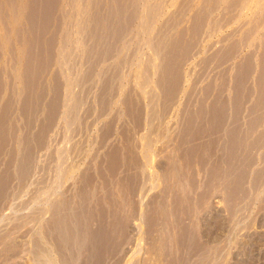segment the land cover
<instances>
[{"label": "rangeland", "instance_id": "374dc122", "mask_svg": "<svg viewBox=\"0 0 264 264\" xmlns=\"http://www.w3.org/2000/svg\"><path fill=\"white\" fill-rule=\"evenodd\" d=\"M28 1L16 0L17 7L14 8L16 5L11 0H7V3L5 0L0 1L3 3L0 4V72L5 76H1L0 82L4 81L1 90L5 94L4 96L1 92L0 109L9 102L7 93L10 94L13 90L19 93L27 87L22 77L26 68L24 62L28 52H34L30 43H35L29 39L26 31L28 35L23 33L26 30L25 18L31 16V1ZM58 1L60 8L57 6V11L61 12L55 13V18L59 19L54 21L55 26L62 22L60 29L59 26L57 28L56 34L58 31L59 34L54 46L58 54H53V64L44 73H40L44 77L43 82L48 87L51 85L52 89L54 78L59 75L62 112L60 111L58 120L50 129L42 128L47 132L48 141L44 146L35 147L38 155L37 167L33 172L35 175L20 188L16 187L17 180H13L14 185L11 184L10 191H14V195L10 194L0 205V251L6 250L8 254L5 259V254H2L4 251L0 253V264H65L59 254L60 248H57L51 237L53 235L47 233L52 224L61 222L67 216L61 211L60 214L58 210L55 213L57 205L70 203L73 207L80 208L82 204L76 199L80 190L91 195L88 203L91 204H87L88 209L92 206L91 213L87 210L91 217L94 216L91 227L96 228H90V231L98 233L103 226V239L105 242L108 240L106 244L109 247L105 244L108 251H102V258L104 253L105 259L99 264H264V179L262 187H253L258 173L262 175L264 172V122L256 126L253 134L246 136V140L243 137L242 154L245 155L246 151L249 157L253 156L250 157V163H238L239 168L234 163L228 166L225 162L230 153L226 155L227 150L224 148L231 139L229 137L226 142L224 139L227 136L222 130L228 122H224L220 128L215 127L217 130L212 125L208 127V123H203L205 116L221 109L226 114L229 113L227 116L230 119L226 126L229 132H245L249 122L247 113L250 114L255 105L258 108L260 101L264 99V96H260L264 94V0H124L127 7L120 3L121 7L115 6L118 0H102L101 3L106 6L105 11L109 10L111 6L108 4L113 1L112 6L116 8L113 12L117 10L119 13H112L116 18L114 21L113 16L106 12L112 21L116 22L117 17L125 12L127 15L125 13L119 18L120 21L118 19L117 22L120 23H112L117 37L113 40L115 44L109 48L107 58L100 60L101 62L97 55L85 53L92 44L89 39L97 37L98 34L95 33H99L95 26L97 23L94 24L95 27L90 24L97 11L95 9L93 13L91 9L94 0H74V4L72 0H57V3ZM8 2L11 6L7 8ZM133 2L134 5L137 3L135 8L131 6ZM117 7L126 9L120 13L121 10ZM131 9L135 20L133 17V21H128L126 19L132 18ZM64 11L68 14H64ZM4 18L7 22H4ZM23 26L25 29L21 30ZM92 26L93 32H90ZM18 32L23 33L19 35L21 39H18ZM163 37L169 45L164 43ZM170 38L173 42L180 41L178 45L174 44L182 55L180 61V57H175L179 66L175 62L174 66L178 67L173 69V62L170 63L171 70L163 63L165 57L160 53L165 52L164 49L169 46V49L175 46ZM26 39L31 40L29 46L23 43L28 42ZM65 40L67 42L63 46ZM37 44L39 46V43L34 46ZM169 49L168 54L179 56L178 50L177 53L174 49L173 52ZM164 66H167V70ZM247 69L251 71L248 72ZM165 70H169V74ZM175 71L180 76L177 84L176 78L174 79ZM240 72L246 73L242 84L238 79ZM85 73L91 77L87 79L89 76L86 77ZM105 81L109 83V87H115L111 89L115 91H102ZM233 86L245 91L246 97L242 96L245 101L241 99L246 112L240 101L237 104L239 97L234 99L237 95ZM171 89L177 90L170 100L172 102H166V95ZM19 95L23 97V94ZM20 96L14 101L18 110L23 99ZM45 99L42 110L46 112L47 103L52 100L51 90ZM127 101L133 103L134 109L131 105V112L127 108ZM75 103L80 104V108H73ZM104 103H107L105 106L108 108L103 107L106 110L102 108ZM238 105L241 115L237 119L239 121H233L231 112ZM261 111L254 115L256 118L262 115L261 120L264 121V110ZM17 113L14 112L12 119V112L10 118L13 130L17 131L15 139L25 134L28 124L27 120L17 118L20 117ZM197 117L203 118L201 123ZM249 117H253V114ZM40 128L41 120L36 122L34 131H40ZM252 137L256 139H252L255 144L249 142ZM16 143L15 146L18 145ZM225 143L227 144L224 145ZM220 147L224 149L220 150L221 153L218 149ZM223 157L226 158L223 159L224 163ZM5 158V155L0 157V170ZM253 159L255 163L251 164ZM237 169L240 170L239 173ZM240 172H245L246 180H250L243 185H246V196H239L237 192L231 193L232 198L227 187L233 185ZM81 181L85 185L83 188H80ZM227 202H234L235 209L229 203L232 208L229 210ZM39 242L43 249L36 245ZM109 243L112 246L119 244L120 248H111ZM78 250L76 248L83 258L80 256L72 264H87L84 258L88 249L80 247Z\"/></svg>", "mask_w": 264, "mask_h": 264}, {"label": "bare ground", "instance_id": "6f19581e", "mask_svg": "<svg viewBox=\"0 0 264 264\" xmlns=\"http://www.w3.org/2000/svg\"><path fill=\"white\" fill-rule=\"evenodd\" d=\"M1 1V0H0ZM6 1V3H7V0H5ZM14 3H13V2ZM21 1V0H20ZM28 1V0H27ZM31 1V3H29L30 4V9L29 10H31V12H32V14H31V12L29 11V10H27L28 12H30L29 14L31 15L29 18H25V20H26V23L24 22V20H22L23 21V23H25V25H26V30H23V29H25L24 28V26L23 27H21V30H23V33H25L26 34V32L29 34H26V35H28L29 36V39H31L33 42H35V43H30L31 42V40H27L28 42H23V43H30L31 44V46L33 45V47L34 48H31V49H34V52H28V55L26 56V61L24 62V63H26V65H25V72L23 73V75H22V77H23V81H24V84L26 83L27 84V87H25V88H23L22 89V92L20 91L19 93H21V95L23 96V97H21L20 95H19V93H17L18 91H16V93L21 97V98H23V99H21L22 100V104H19L18 105V107L20 106V108H19V110L17 109V108H15L16 107V105L17 104H15L14 105V101H15V99H16V97H19L18 95H16V93L15 92H11L10 94H12V93H15V95H16V97H15V95L14 94H12V97H10L11 95L9 94V93H7V95H6V97L8 96V99H9V102H8V104L7 105H5V107H3L2 108V106H1V109H0V157L1 156H4L5 155V161H4V163L2 164L3 165V167L1 168V170H0V205L3 203V201L5 200V199H7L8 197H10V194H12V196L14 195L13 194V192L11 193V186L12 185H14V183L12 182L13 180H17V186L16 187H18V188H20V187H22L23 185H25V183L27 182V180H29L30 181V177H32V175L34 174L33 172H34V170L36 169L35 167H37L36 166V159H37V157H36V149H35V147H38V146H44L45 144H46V142L48 141V140H46V139H48L47 138V132H45V130L44 129H42V128H44V127H48V129H50L53 125H54V123L58 120V117H59V114H60V109H61V107H62V105H61V102L63 101H61V92H62V87H61V82L59 81V78H58V76H56L55 78H54V85H53V89L51 88V85L48 87V85L47 84H45L44 82H43V78L44 77H42V74L40 73V72H42V73H44L53 63H52V57H54L53 56V54H55V49H54V46H55V39H56V36L59 34V31H58V34H56L57 33V28H58V26L60 25L61 26V23L60 24H58V26H57V24H56V26L54 25L55 24V22L54 21H57L56 19L58 18L59 19V17H57V15H56V17L57 18H55V13H60L59 11H57V10H59V6L57 5V4H59V1H58V3H57V0H30ZM73 1L74 0H72V3H73ZM76 1V0H75ZM88 1V0H87ZM90 1V0H89ZM93 1V0H92ZM106 1V0H105ZM115 2L117 1V0H114ZM16 0L14 1V0H11V3L13 4V5H16ZM29 2V1H28ZM62 2V1H61ZM69 2H71V1H69ZM94 2H95V5L96 6H94ZM102 2V0L100 1V0H94L93 1V7L91 8L92 9V11H93V13L95 12V16H94V20H95V22H94V20L93 21H91V23L90 24H93V26H94V24L95 23H97V24H95V26L96 27H98L97 29H99V30H97V31H99V33L98 32H96L95 34H98L97 35V37H93V39H92V37L90 36V35H88L89 37H91L89 40L91 41L90 43H92V44H90V46L87 48V52L85 51V53H86V55H88V54H92V55H97L98 57V59H99V61L101 60V61H103L105 58H107V56H108V51L110 50L109 48H110V46H112V45H114L115 44V42H113V40L117 37V35H116V32H114L115 31V29H114V27L113 26H115V25H113L114 23L116 24V22L118 21V19L119 18H122L123 17V15L126 13H124L123 15H121V17L119 16V17H117L118 19L116 20V22H114L115 21V15L113 16V14L112 13H114V14H116V12L118 13V11L116 10V11H114L113 12V10H115L116 8H115V6H120V4H121V6H122V4H124L125 5V1L123 0V2L120 0V2H119V0L116 2L117 4H115V6L113 7L112 6V3H113V1H112V3L111 2H109V3H111V4H108V6L110 5L111 7H112V9H110L111 7H109V10H106L105 11V5H103V3H101ZM137 2H139V1H137ZM9 3L10 2H8V5H6L7 6V8H8V6H11V5H9ZM10 3V4H11ZM20 3V2H19ZM91 3V2H90ZM118 3H120V4H118ZM1 4V3H0ZM18 4V3H17ZM61 4V3H60ZM74 4V3H73ZM128 4V3H127ZM140 4V3H139ZM138 4V5H139ZM1 5H3V3L1 4ZM26 5V4H25ZM86 5V4H85ZM130 5V4H129ZM134 6L133 8H135V6H137V3H135V5H134V2H133V4L131 3V6ZM24 6V5H23ZM57 6L59 7L58 9H57ZM87 6V5H86ZM120 6V7H121ZM1 7V6H0ZM14 7H17V5L16 6H13V8ZM27 7V6H26ZM94 7H96V8H94ZM123 7H127V5H125V6H123ZM123 7H122V9H119L118 7V9L119 10H121V12L120 13H123V11L126 9V8H124V10H123ZM3 8V7H2ZM23 8H25V6L23 7ZM61 8H62V5H61ZM69 8V7H68ZM74 8V7H73ZM94 8V9H93ZM108 8V7H107ZM115 8V9H114ZM130 8V7H129ZM132 8V9H133ZM26 9V8H25ZM89 9V8H88ZM96 9V10H95ZM130 10L131 12L133 11V10H135V9H133V10ZM139 9V8H138ZM3 10H5V9H3ZM10 10V9H9ZM17 10H20V9H17ZM23 10V9H22ZM61 10V9H60ZM95 10V11H94ZM123 10V11H122ZM127 10H129V9H127ZM0 11H2L1 9H0ZM12 11H13V9H12ZM11 11V12H12ZM67 11H68V9H67ZM91 11V10H90ZM91 11V12H92ZM102 11H105V13H103ZM22 12V11H21ZM20 12V13H21ZM66 11H64V14H66L65 13ZM106 12H109V15H112L113 16V18H114V21H112L111 20V17H108V13H106ZM134 12V11H133ZM133 12H132V14H131V17L132 18H128V19H126V20H128V21H130V19L132 20L133 19V15H135V14H133ZM137 12V11H136ZM6 13H7V11H6ZM5 13V14H6ZM13 13V12H12ZM16 13V12H15ZM23 13V12H22ZM87 13H88V11H87ZM86 13V14H87ZM4 14V13H3ZM10 13L8 12V15H9ZM63 14V15H64ZM68 14V13H67ZM104 14V15H103ZM119 14V13H118ZM117 14V15H118ZM14 15V14H13ZM17 14H15V16H16ZM63 15L60 17L61 19H62V17H63ZM94 15V14H93ZM116 15V16H117ZM125 15H127V13L125 14ZM23 16H24V14H23ZM59 16V15H58ZM104 16H107L108 18H105ZM129 16V15H128ZM136 16H138V15H136ZM84 17V16H83ZM88 17V16H87ZM92 17V16H91ZM9 18V16L7 17V19ZM104 18H105V21H104ZM126 18H127V16H126ZM136 18H138V17H136ZM5 19V21L4 22H7L6 20V18H4ZM3 19V20H4ZM88 20H90V18H87ZM92 19H93V17H92ZM124 19H125V17H124ZM122 20V19H121ZM133 20H135V17H134V19ZM132 20V21H133ZM62 21V20H61ZM86 21V20H85ZM85 21H83V22H85ZM119 21H120V19H119ZM123 22H124V20H122ZM128 21H126V22H128ZM131 21V22H132ZM19 22H20V20H19ZM59 22V21H58ZM93 22V23H92ZM114 22V23H113ZM130 22V23H131ZM22 23V22H21ZM20 23V25H22ZM113 23V24H112ZM117 23H120V22H117ZM122 23V22H121ZM82 24V23H81ZM85 24H87V22L85 23ZM84 24V25H85ZM88 24H89V22H88ZM90 24H89V26H90ZM123 24V23H122ZM127 24V23H126ZM170 24V23H169ZM169 24H168V26H169ZM174 24V23H173ZM6 25H7V23H6ZM10 25V24H9ZM24 25V24H23ZM98 25V26H97ZM166 25H167V23H166ZM171 25H172V22H171ZM19 26V25H18ZM17 26V27H18ZM60 26H59V29H60ZM89 26H87V27H89ZM93 26L92 27H90V29H92V31L91 30H89V29H87V31L89 30L90 32H93ZM94 26V27H95ZM173 26V25H172ZM171 26V27H172ZM85 27V26H84ZM83 27V28H84ZM170 27V26H169ZM169 27H168V30H169ZM15 28V27H14ZM116 28V27H115ZM163 28V31H164V26L162 27ZM171 29V28H170ZM8 30V29H7ZM10 30H11V27H10ZM9 30V31H10ZM20 30V29H19ZM56 30V31H55ZM94 30H96L95 28H94ZM26 31V32H25ZM166 31H167V27H166ZM61 32V31H60ZM89 32V33H90ZM10 33V32H9ZM17 33V32H16ZM19 33V32H18ZM22 32H20L19 34H17V36H18V39H21L22 37L21 36H19L20 34H21ZM22 33V34H23ZM82 33V32H81ZM87 33V32H86ZM89 33H87V34H89ZM166 33L167 32H165V36H167L166 35ZM181 33V32H180ZM50 34V35H49ZM84 34H85V32H84ZM184 34V33H183ZM10 35V34H9ZM160 35H162L161 33H160ZM163 35H164V32H163ZM177 35V34H176ZM61 36V35H60ZM88 36H86V37H88ZM164 36V37H165ZM181 36V35H180ZM19 37H21V38H19ZM69 37V36H68ZM84 37V36H83ZM164 37H163V41L164 40H166V39H164ZM173 37H175V36H173ZM27 38V37H26ZM64 38V37H63ZM70 38V37H69ZM167 39L169 38L168 36L166 37ZM171 38H172V36H171ZM170 38V39H171ZM17 39V40H18ZM85 39V38H84ZM177 39V38H176ZM180 38H178V40H179ZM184 39V38H183ZM25 40V39H24ZM61 40L63 41V39H62V37H61ZM61 40H60V42H61ZM66 40H67V38H66ZM65 40V42H64V44H62L63 46L65 45V43L68 41H66ZM71 40V39H70ZM70 40H69V42H70ZM89 40H87V41H89ZM116 40V39H115ZM114 40V41H115ZM172 40V42L171 41H169V42H171V43H173V45H175L174 47L175 48H177L176 47V44H174V42L175 43H177V45L179 44V42L180 41H178V42H176V41H174L173 42V39H171ZM175 40V39H174ZM181 40V39H180ZM57 41H58V39H57ZM84 41V40H83ZM18 42H20V41H18ZM165 42H167V41H164V43ZM36 43H39V46H38V44H37V46H34V45H36ZM114 43V44H113ZM162 43V42H161ZM30 44H28L27 46H29ZM166 44V43H165ZM165 44L163 45L164 46V48H166L165 47ZM167 44L169 45V43L167 42ZM60 45H61V43H60ZM170 45H172V44H170ZM172 45V46H173ZM57 46V45H56ZM181 46V45H180ZM237 46V45H236ZM37 49H36V48ZM65 47H67V46H65ZM172 48L171 47V49H169L170 48V46L168 47V48H166V49H164L165 50V52L163 51V47L161 48L162 49V51L163 52H160L161 54H162V57L164 58H162L161 57V54H160V57L164 60V64L165 65H167L169 68H170V66L172 65H170V63H172L173 62V69H174V67L176 68V67H178L179 65H178V61L177 62H175L177 59H175V57L177 58V57H180L179 58V61H180V59L182 58L181 56L182 55H180V51L178 50V48H177V50H178V52H179V56L178 55H174V54H176V53H174L173 55L174 56H172V54H168V50L167 49H169V50H172L171 52H173V49L175 50V48ZM179 47V46H178ZM235 47V46H234ZM27 48V47H26ZM29 48V47H28ZM64 48V47H63ZM62 48V49H63ZM233 48V47H232ZM237 48V47H236ZM30 49V48H29ZM61 49V50H62ZM160 49V50H161ZM167 50V51H166ZM177 50H175L174 52H177ZM236 50V49H235ZM14 51V50H13ZM33 51V50H32ZM232 51V50H231ZM264 51V50H263ZM0 52H1V50H0ZM24 52H26V51H24ZM59 52V51H58ZM170 52V51H169ZM177 52V53H178ZM12 54H14L13 52H11ZM232 53V52H231ZM230 53V54H231ZM264 53V52H263ZM27 54V53H26ZM36 54V55H35ZM56 54H58L57 52H56ZM165 54V55H164ZM168 54V55H167ZM107 55V56H106ZM263 55V54H262ZM0 56H1V54H0ZM11 56H13V55H11ZM14 56H15V54H14ZM25 57V56H24ZM56 57V56H55ZM263 59V58H262ZM53 60H54V58H53ZM249 60V59H248ZM97 61V60H96ZM100 61V62H101ZM99 62V63H100ZM174 62L176 63V65H178V66H174ZM163 64V65H164ZM243 64V63H242ZM246 64V63H245ZM255 64V63H254ZM170 65V66H169ZM241 65V64H240ZM167 66H164L165 67V69L167 68ZM245 67H246V65H244ZM244 66H243V68H244ZM250 66V65H249ZM253 66V65H252ZM92 67V66H91ZM248 67V66H247ZM251 67V66H250ZM0 68H1V66H0ZM4 68V67H3ZM168 68V69H169ZM46 69V70H45ZM92 69V68H91ZM245 69V68H244ZM1 70V69H0ZM5 70V69H4ZM42 70H44V71H42ZM167 70V69H166ZM165 70V71H166ZM170 70H171V68H170ZM242 70V69H241ZM248 70V69H247ZM253 70V69H252ZM240 71V70H239ZM238 71V72H239ZM245 71V70H244ZM251 71V70H250ZM249 70H248V72H250ZM261 71V70H260ZM5 72V71H4ZM167 72V71H166ZM177 71H175V73H174V75L176 74V77L174 76V79L176 80L175 82H176V84L178 83V80H179V78H180V76L179 75H177L178 74V72L176 73ZM242 72H243V70H242ZM264 72V71H263ZM3 73V72H2ZM168 74H169V70H168V72H167ZM167 73H166V75H167ZM245 73V72H244ZM244 73H241L240 72V74H239V76H238V79H239V83H244V80H245V75H246V73L244 74ZM262 73V72H261ZM162 74H163V72H162ZM260 74V73H259ZM4 75H5V73H4ZM85 75H86V73H85ZM88 75V74H87ZM87 75H86V77H87ZM180 75H181V73H180ZM1 72H0V82L2 81V78H1ZM44 76V75H43ZM89 76V75H88ZM164 76V75H163ZM168 76V75H167ZM236 76V77H237ZM2 77H5V76H2ZM91 76H89V77H87V79H89ZM148 77V76H147ZM165 78H167L166 76H164ZM169 77V76H168ZM250 77V76H249ZM259 77V76H258ZM177 78H178V80H177ZM248 78V77H247ZM255 78H257L256 76H255ZM261 78V77H260ZM263 78V77H262ZM82 79V78H81ZM236 78H234V80H235ZM85 80V79H84ZM83 80V81H84ZM237 80V79H236ZM256 80V79H255ZM85 81H87V80H85ZM180 81V80H179ZM238 81V80H237ZM237 81H235V82H237ZM4 82V81H3ZM2 82V83H3ZM2 83H0V96H2V94H1V92H2V90H1V84ZM82 83V82H81ZM251 83V82H250ZM107 84V81H105V88L104 87H102L101 89H102V91H106V90H108V89H114L115 87H113L112 86V88L111 87H109L108 86V84ZM240 85V84H239ZM253 86V85H252ZM175 87H176V85H175ZM174 87V88H175ZM179 87V86H178ZM234 87V92L236 93V95L237 96H235V98L234 99H237V97H239L238 98V101H237V104L239 103V101H240V104H241V106H242V108L244 107V102L243 101H245V99H243L242 98V96L244 95L245 97H246V93H245V91H243L242 90V88H237L236 89V86H233ZM240 87H242V86H240ZM258 87V86H257ZM51 88V89H50ZM104 88V89H103ZM106 89V90H105ZM19 90V89H18ZM50 90H51V92H52V100H50L48 103H47V106H48V110L45 112V110H42V108H43V106H44V104L46 103V99H45V96L47 95V93H49L50 92ZM172 90V89H171ZM175 90H177V89H173L172 91H169L168 93H167V99H165V101L167 102V100L169 101V102H172V101H170V100H172L173 99V94L175 93ZM209 90V89H208ZM236 90V91H235ZM247 90V89H246ZM259 90V89H258ZM5 91V90H4ZM112 91V90H111ZM113 91H115V90H113ZM112 91V92H113ZM253 91V90H252ZM8 92V91H7ZM107 92V91H106ZM105 92V93H106ZM206 92V91H205ZM233 92V93H234ZM3 93V95L5 96V94H4V92H2ZM209 93V92H208ZM9 94V95H8ZM205 94V93H204ZM207 94V93H206ZM263 94V93H262ZM260 95V96H264V94L263 95ZM13 95H14V97H13ZM235 95V94H234ZM241 97H240V96ZM165 96V97H166ZM243 96V97H244ZM6 97H5V99H6ZM10 97V98H9ZM244 97V98H245ZM40 98V99H39ZM55 98H56V100H55ZM131 98V97H130ZM218 98V97H217ZM243 99V101H242V99ZM264 98V97H263ZM263 98H260V99H263ZM3 99V98H2ZM8 99H6L7 101H8ZM222 99V98H221ZM221 99H217L218 101H220ZM258 99H259V97H258ZM18 100V99H17ZM16 100V101H17ZM130 101H131V99H129ZM257 100V99H256ZM0 101H2V100H0ZM15 101V102H16ZM130 101H127V102H129V106H127V108L129 109V111L131 110L130 109V107H131V105L133 104L132 102H130ZM241 101H242V103H241ZM105 102H107V101H105ZM192 102V101H191ZM190 102V103H191ZM222 102V101H221ZM225 101H223V103H224ZM18 103H20L19 101H18ZM222 103V104H223ZM258 103H259V101H258ZM260 106H259V104H258V108L256 107L257 105H255V107H253V109H251L252 111L250 112V114L252 113L253 114V117H249V113H247L248 115H247V117L249 118V122H248V124H247V127H246V131L244 132V131H232V132H229L228 130H229V128H227L226 126L228 125V123H229V120L228 119H230V117H228L229 115V113H225L224 111H222L221 109H219V111H217V112H215L214 111V113H212V114H209L208 116H205L204 117V121H203V123L204 122H206V123H208L207 125H208V127L210 126V125H212V127H221L222 126V124L224 123V122H228L227 124H224V127H223V130H222V132L224 133H226L225 135L227 136L226 137V139H224L226 142H227V139L230 137V141L228 142V144L227 143H225L224 145H226V147L224 148V149H226L227 151H226V155L227 154H229L230 153V156H229V158H227V160L225 161V162H227V164H228V166L229 165H232L233 163H234V165H235V167L237 168H239V164L238 163H241V164H244V163H250L249 161H251V156H253V154H252V152H251V156L249 157V154L245 151V153L246 154H248V156H245L244 154H242V152L244 153V150H243V140L242 139H244L243 137L245 136V140L247 139L246 138V136L247 137H250L251 136V134H253L252 132L255 130V128H256V126H258L259 124H261V123H263L264 121L263 120H261V116L260 115H258V117L256 118L255 116L256 115H254L255 113L257 114V112H259V111H261L262 109L264 110V99H263V101L261 102L260 101ZM105 104L107 105V103H104V106H102V108L103 107H107V106H105ZM128 104V103H127ZM212 104H214V102H212ZM218 104H219V102H218ZM257 104V103H256ZM103 105V104H102ZM217 105V104H216ZM221 105V104H220ZM73 108H80V104H78V103H75V104H73ZM108 108V107H107ZM131 108H133L134 109V107H133V105H132V107ZM245 108V107H244ZM244 108H243V111H245L246 112V109L244 110ZM14 109V110H13ZM16 109L18 110V113L16 112ZM241 109L240 108V106L238 105V106H235V108H234V110H233V112H231L232 114H233V118H232V120L234 119V120H237L240 116L239 115H241V112H239V110ZM259 109H261V110H259ZM103 110H106L105 108H103ZM225 110V109H224ZM259 110V111H258ZM134 111V110H133ZM226 111V110H225ZM241 111V110H240ZM13 112V114H12V119H13V115H14V112L15 113H17V114H19V116L20 117H18L17 116V118H19V119H25V120H27V122H28V124H27V128H26V132H25V134L24 135H21L18 139H15V132L17 133V131H14L13 130V128H12V122H10V118H11V113ZM62 112V111H61ZM131 112V111H130ZM244 112V114H246ZM262 112V111H261ZM203 113V112H202ZM201 113V114H202ZM204 114V113H203ZM202 114V116H204ZM228 115V116H227ZM243 115V114H242ZM41 116H43L42 117V119H40L41 118ZM252 116V115H251ZM16 117V116H15ZM32 117V118H31ZM186 117V116H185ZM192 117H193V115H192ZM195 117V116H194ZM200 117V116H199ZM257 119H255V118ZM138 118V117H137ZM187 118V117H186ZM190 118V117H189ZM198 118V117H197ZM226 118H227V120H226ZM250 118H252L251 120H250ZM191 119V118H190ZM189 119V120H190ZM196 119V118H195ZM194 119V120H195ZM260 121H259V120ZM263 119V118H262ZM15 120V119H14ZM30 122H29V121ZM41 120V128H40V131L39 130H37L36 132L34 131V127L36 126V122H38V121H40ZM139 120V119H138ZM137 120V121H138ZM188 120V119H187ZM200 120H203V118L201 119V118H198V121L200 122ZM233 120V121H234ZM18 121V120H17ZM140 121V120H139ZM191 121V120H190ZM237 121H239V120H237ZM258 121V122H257ZM201 123V122H200ZM205 123V124H206ZM205 126V125H204ZM110 127V126H109ZM112 127V126H111ZM206 127V126H205ZM211 127V128H212ZM207 128V127H206ZM213 128V129H214ZM231 128V127H230ZM242 128V127H241ZM258 128V127H257ZM222 129V128H221ZM225 129V130H224ZM245 129V128H244ZM109 130H111V129H108V131ZM215 130H217V128H215ZM107 131V132H108ZM257 131V130H256ZM228 133H229V136H228ZM250 134V135H249ZM107 135V134H106ZM242 135V136H241ZM264 136V135H263ZM49 137V136H48ZM262 137V136H261ZM17 138V137H16ZM220 138V137H219ZM221 138H223L222 137V135H221ZM254 137H252L251 138V141H249L250 143L252 142V139H253ZM259 139H260V136L258 137ZM255 139V138H254ZM262 139H263V141H264V137H262ZM190 140V139H189ZM222 141H223V139H221ZM244 140V141H245ZM256 140V139H255ZM254 140V141H255ZM261 140V139H260ZM252 142V144H255V142ZM262 141V140H261ZM260 141V142H261ZM16 142H18V145L17 146H15L17 143ZM247 142V141H246ZM16 143V144H15ZM230 143V144H229ZM248 143V142H247ZM258 143V142H257ZM256 143V144H257ZM263 143V142H262ZM222 144V143H221ZM252 144H249V145H251L252 146ZM245 145H246V143H245ZM248 145V146H249ZM220 146V145H219ZM218 146V147H219ZM251 146H249L250 148H251ZM253 146H255V145H253ZM247 148V147H246ZM255 149L257 148V146H255L254 147ZM38 149V148H37ZM219 149V152H220V150L222 149L223 151H224V149L222 148V147H220V148H218ZM240 149H242L241 151H240ZM245 149V148H244ZM246 150V149H245ZM248 150V149H247ZM251 150V149H250ZM222 151V152H223ZM238 151H240V153L238 152ZM218 152V151H217ZM221 153V152H220ZM224 153V152H223ZM237 153H238V155H237ZM225 154V153H224ZM236 154V155H235ZM38 156V155H37ZM225 157V156H224ZM224 157L222 158V162L224 163V161H223V159H224ZM1 159H3V158H1ZM226 159V158H225ZM224 159V160H225ZM4 160V159H3ZM202 162V161H201ZM252 163H255V161H254V159H253V161L251 162V164ZM226 164V163H225ZM236 164H238L237 166H236ZM233 165V166H234ZM219 166V165H218ZM218 166H217V168H218ZM226 166V165H225ZM249 166H251L250 164H249ZM253 166V165H252ZM251 166V167H252ZM204 167H205V165H204ZM221 167V166H220ZM242 167V166H241ZM245 167H247V166H245ZM251 167H250V170H252L251 169ZM217 168H216V171H217ZM226 168L227 167H225V169L224 170H226ZM244 169V168H243ZM247 169H249L248 167H247ZM263 169V171H264V168H262ZM223 170V169H222ZM231 170V168L229 167V170L228 171H230ZM234 172H235V169H232ZM238 170L239 169H237V172H238ZM250 170H249V172H250ZM219 171H220V169H219ZM240 171V170H239ZM248 171V170H247ZM262 171V170H261ZM260 171V172H261ZM226 172V171H225ZM236 172V173H237ZM170 173V172H169ZM217 173H220V172H217ZM222 173V172H221ZM239 173V172H238ZM251 173V172H250ZM35 175V174H34ZM220 175V174H219ZM218 175V176H219ZM222 175H223V173H222ZM225 175V174H224ZM231 175H232V171H231ZM233 175H235V174H233ZM218 176H215V178H217ZM229 176V175H228ZM246 176H247V174H245V172H240V174L237 176L238 178L237 179H235V182L234 181H231V182H234L233 183V185H228L229 187H227V185L225 186V187H227L230 191V195L232 196L233 194H231V193H234V194H236L237 192H238V194H239V196L241 195V196H246L245 195V191H244V188H245V186H243L244 185V183L246 182L247 183V181L248 180H246ZM251 176H252V174H251ZM233 177H235V176H233ZM249 177V176H248ZM247 177V178H248ZM255 177V176H254ZM254 177H253V179H254ZM257 177V182L255 181V183H254V181H253V187L254 188H259L260 187V185L262 184V182H263V179H264V172H263V174L262 175H260L259 173H258V176H256ZM30 178V179H29ZM86 178V177H85ZM84 178V179H85ZM166 178V177H165ZM181 178V177H180ZM214 178V179H215ZM218 178H220L221 179V177H218ZM223 178V177H222ZM226 178V177H225ZM224 178V179H225ZM252 178V177H251ZM107 179V178H106ZM109 179V178H108ZM227 179V178H226ZM229 179V178H228ZM101 180H103V179H101ZM82 181H83V179H82ZM80 182V184L82 183V187H80V188H83L84 186H83V182H85L86 183V180H84L83 182ZM100 181V180H99ZM110 181V180H109ZM190 181V180H189ZM218 181H219V179H218ZM227 181V180H226ZM230 181V180H229ZM250 181V180H249ZM248 181V182H249ZM12 182V183H11ZM102 182V181H101ZM105 182V181H104ZM103 182V183H104ZM225 182V181H224ZM100 183V182H99ZM102 183V184H103ZM106 183H108V180H107V182ZM105 183V185H107ZM216 183V182H215ZM219 183V182H218ZM222 183V182H221ZM12 184V185H11ZM225 184V183H224ZM264 184V183H263ZM216 185V184H215ZM220 185V184H219ZM104 186V185H103ZM108 186V185H107ZM192 186V185H191ZM190 186V187H191ZM217 186V185H216ZM78 187V188H79ZM195 187V186H194ZM197 187V186H196ZM221 187H223V186H221ZM220 187V188H221ZM224 187V189H226ZM261 187H262V185H261ZM107 188V187H106ZM15 189V188H14ZM13 189V190H14ZM17 189V188H16ZM109 190H110V188H108ZM183 189V188H182ZM112 190V189H111ZM184 190V189H183ZM231 190H232V192H231ZM21 191V190H20ZM106 191H107V189H106ZM115 191V190H114ZM185 191V190H184ZM227 191V190H226ZM258 191V190H257ZM111 192V191H110ZM113 192V191H112ZM108 193V192H107ZM228 193V192H227ZM106 194V193H105ZM109 194H111V193H109ZM229 196V195H228ZM231 196H230V199H232L233 198V196H232V198H231ZM238 196V197H239ZM77 197V198H76ZM76 199H78L80 202H81V206H80V208H76V207H73L70 203H67V204H65V205H62L61 206V204H59V206L57 205L56 207L57 208H55L56 210H55V213H58V211L60 212H62V213H64L65 215H67V216H65L66 218L65 219H63L61 222H59V223H57V224H52V226L51 227H49L50 229H48V231H49V233H47V235H49L50 233H51V235H53V236H51L52 238H54V240H55V242H56V245H57V248H60L59 249V254H60V256L62 257V260H63V263H65V264H72L73 262H74V260L75 259H78L81 255L80 254H82L79 250H78V248H80V247H82V248H87L88 250V253H86L87 255H86V257L84 258L85 259V261L87 260V264H99V263H102L101 261H103L102 259L105 257V254L103 253V255H104V257L102 258V255H101V253H102V251L104 250H106V249H108V240H106V242L104 241L105 239H103L104 237H103V226L102 227H100V228H102L100 231H101V233H100V231L98 232V231H96V232H98V233H93L94 231H90L93 227H91L92 225H91V223H93L92 221H93V217H91V211H90V209H91V207L92 206H90L89 207V209H88V205H90V204H88L89 203V198H90V201H91V195L87 192V194L86 193H84V192H82L81 190L80 191H78V196H77V194H76ZM105 197V196H104ZM103 197V198H104ZM110 197V196H109ZM234 197H235V195H234ZM113 199H114V197H112ZM237 198V197H236ZM241 198V197H240ZM239 198V199H240ZM107 199H110V198H107ZM121 199H123V198H120V200ZM228 199V198H227ZM238 199V198H237ZM104 200V199H103ZM229 200V199H228ZM227 200V201H228ZM110 201V200H109ZM114 201V200H113ZM116 201H118V199L116 200ZM123 201V200H122ZM230 201H232V200H230ZM121 202V201H120ZM111 203V202H110ZM118 203V202H117ZM122 203V202H121ZM124 203V202H123ZM188 203V202H187ZM205 203V202H204ZM230 202H227V204H229ZM238 203H239V200H238ZM5 204V203H4ZM88 204V205H87ZM109 204V203H108ZM189 204H191V203H189ZM198 204V203H197ZM231 204V206H232V204H233V207L232 208H234L235 209V206H234V202L233 203H230ZM230 204H229V207H230ZM114 205V204H113ZM118 205V204H117ZM108 206V205H107ZM116 206V205H115ZM187 206V205H186ZM200 206V205H199ZM203 206V205H202ZM3 207V206H2ZM112 207V206H111ZM103 208V207H102ZM109 208V207H108ZM232 208L230 207V209L229 210H232ZM2 209V208H1ZM89 210V214H88V210ZM105 209V208H104ZM110 209V208H109ZM112 209H113V207H112ZM58 210V211H57ZM92 210V209H91ZM107 210V209H106ZM206 209H204V211H205ZM57 211V212H56ZM94 211V210H93ZM109 211V210H108ZM188 211V210H187ZM61 212H60V214H61ZM206 212V211H205ZM93 213V212H92ZM106 213V212H105ZM59 214V215H60ZM64 214H63V216H64ZM94 214V213H93ZM104 215V214H103ZM107 215H108V213H107ZM107 217H109V216H107ZM101 217H99L98 219H99V221L101 220L100 219ZM110 219V218H109ZM107 222V221H106ZM105 223V222H104ZM50 224V225H51ZM102 224V223H101ZM95 225V224H94ZM104 227H106V226H104ZM91 228V229H90ZM94 228H96V227H94ZM94 228H93V230H94ZM100 228H98V230L100 229ZM47 231V232H48ZM187 237V236H186ZM190 237V236H189ZM193 237V236H192ZM188 238V237H187ZM194 238V237H193ZM110 240V239H109ZM185 240V239H184ZM183 240V241H184ZM190 240V239H189ZM194 240H197V239H194ZM188 241V240H187ZM186 241V242H187ZM112 242V241H111ZM110 242V243H111ZM192 242V241H191ZM107 243V244H106ZM109 243V245H110V247L112 246V244H110ZM115 243V242H114ZM188 243H189V241H188ZM187 243V244H188ZM108 246L106 249H105V247H106V245ZM186 244V245H187ZM37 246H38V248H40V242L39 243H37L36 244ZM118 246H116V244L114 245V246H112L111 248H114L115 246V249H117V247H119V244H117ZM191 245V244H190ZM189 246V245H188ZM191 247V246H190ZM76 248H77V250L80 252V254L79 253H77L78 251H76ZM120 248V247H119ZM4 249H6V248H4ZM7 249H9V248H7ZM13 249V248H12ZM11 249V250H12ZM40 249H43L42 247L40 248ZM119 250V249H118ZM4 251V250H3ZM2 251V252H3ZM6 251V250H5ZM1 252L0 251V253H2V254H5V259H6V255H8V254H6L7 252ZM13 251V250H12ZM106 251H108V250H106ZM10 252V251H9ZM106 253V252H105ZM106 255H107V253H106ZM1 257V256H0ZM108 257V256H107ZM80 258H83L82 256L80 257ZM105 259V258H104ZM1 262V261H0ZM4 264V263H3ZM6 264V263H5Z\"/></svg>", "mask_w": 264, "mask_h": 264}]
</instances>
